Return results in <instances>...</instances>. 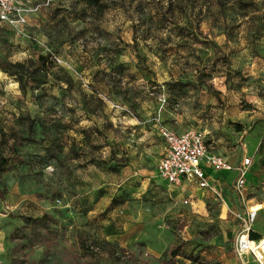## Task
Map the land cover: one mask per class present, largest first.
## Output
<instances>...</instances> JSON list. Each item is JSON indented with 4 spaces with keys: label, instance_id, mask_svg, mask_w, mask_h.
<instances>
[{
    "label": "rangeland",
    "instance_id": "1",
    "mask_svg": "<svg viewBox=\"0 0 264 264\" xmlns=\"http://www.w3.org/2000/svg\"><path fill=\"white\" fill-rule=\"evenodd\" d=\"M14 2L22 34L0 23V264L235 259L233 214L264 226V0ZM160 127L201 132L231 166L248 158L243 197L223 172L213 190L162 181ZM43 214L46 246L10 240Z\"/></svg>",
    "mask_w": 264,
    "mask_h": 264
},
{
    "label": "built area",
    "instance_id": "2",
    "mask_svg": "<svg viewBox=\"0 0 264 264\" xmlns=\"http://www.w3.org/2000/svg\"><path fill=\"white\" fill-rule=\"evenodd\" d=\"M0 23L18 35L22 34L20 28L25 24V16L14 0H0ZM158 136L164 144V153L157 166V175L166 184L180 186L184 182H195L201 190H213L209 173L234 172L233 191L237 197H243L245 175L250 165L248 158H243L238 166H231L225 158L208 151L203 134L196 130L174 133L160 127ZM257 213L249 208L244 213L233 214L240 224L233 239V252L238 259L247 255L261 263L264 260V240L251 237Z\"/></svg>",
    "mask_w": 264,
    "mask_h": 264
},
{
    "label": "trees",
    "instance_id": "3",
    "mask_svg": "<svg viewBox=\"0 0 264 264\" xmlns=\"http://www.w3.org/2000/svg\"><path fill=\"white\" fill-rule=\"evenodd\" d=\"M86 4H88L89 6H97L98 2L97 0H85ZM48 62V59L46 56H39L37 58V60L33 63V65L36 68H40L42 70V73H45V67L46 64ZM9 75H14L12 73H10ZM17 81L19 83V85L22 87V75L21 74H17ZM6 164V161H3L0 164V168ZM23 221V227L22 228H26L29 227L31 229V233L28 235L27 233L23 232V229H17L11 236H10V240L11 241H26L25 245L27 247H34L37 245H41V246H46L48 241H49V236L51 235V232L49 230L48 223H50L52 220L49 216H47L46 214H43L42 216L38 217V218H29V217H23L22 218ZM251 237L252 238H257L258 236L254 233H251ZM169 256L170 258H175L177 256H179L178 252L176 249H172L169 251ZM165 264H169L168 262ZM202 264V263H199ZM213 264H218V263H213Z\"/></svg>",
    "mask_w": 264,
    "mask_h": 264
},
{
    "label": "crops",
    "instance_id": "4",
    "mask_svg": "<svg viewBox=\"0 0 264 264\" xmlns=\"http://www.w3.org/2000/svg\"><path fill=\"white\" fill-rule=\"evenodd\" d=\"M207 173H209L208 170H207ZM209 174H210L209 175V182H210V184L213 187L215 186L216 183H222L223 182V179L221 178L220 173H217V174L209 173ZM223 174H227L225 176L226 178H228L229 176H231V183H233L234 176H235V173L234 172H223ZM180 186L181 187H184L185 189H188L189 187H192L193 190H194V188L197 189V190H201V189H199L196 186V183L195 182H191V183L184 182ZM255 222H256V219H255V221H254L251 229H252V233L256 234L258 237L257 238H254V239H256V240H262V238H264V226H261V225L257 224L258 227L255 228L254 227ZM232 252H233V241H232ZM233 255H234L235 259L233 258L229 264H264V260H262L261 263H258L256 261H254L250 256H247V255L242 256L240 259H238L235 256L234 252H233Z\"/></svg>",
    "mask_w": 264,
    "mask_h": 264
},
{
    "label": "bare ground",
    "instance_id": "5",
    "mask_svg": "<svg viewBox=\"0 0 264 264\" xmlns=\"http://www.w3.org/2000/svg\"><path fill=\"white\" fill-rule=\"evenodd\" d=\"M262 240H264V239H262Z\"/></svg>",
    "mask_w": 264,
    "mask_h": 264
}]
</instances>
